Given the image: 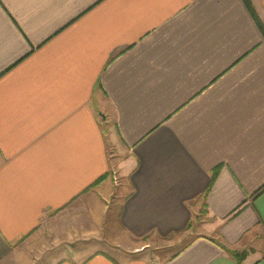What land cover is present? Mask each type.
I'll return each mask as SVG.
<instances>
[{
	"label": "crops",
	"instance_id": "crops-1",
	"mask_svg": "<svg viewBox=\"0 0 264 264\" xmlns=\"http://www.w3.org/2000/svg\"><path fill=\"white\" fill-rule=\"evenodd\" d=\"M181 236L157 264H264V37L242 0H0V264H155L65 250Z\"/></svg>",
	"mask_w": 264,
	"mask_h": 264
},
{
	"label": "rangeland",
	"instance_id": "rangeland-1",
	"mask_svg": "<svg viewBox=\"0 0 264 264\" xmlns=\"http://www.w3.org/2000/svg\"><path fill=\"white\" fill-rule=\"evenodd\" d=\"M173 243L174 246L172 245ZM186 243H188V238L185 236L170 238L166 242L154 241L151 243L147 239L134 241L131 247L116 246L110 243L96 245L93 241H86L71 245L65 251L70 254L69 258L78 259L79 261L84 260L88 255L97 251L116 261L144 259L157 264L160 260L170 257Z\"/></svg>",
	"mask_w": 264,
	"mask_h": 264
},
{
	"label": "trees",
	"instance_id": "trees-1",
	"mask_svg": "<svg viewBox=\"0 0 264 264\" xmlns=\"http://www.w3.org/2000/svg\"><path fill=\"white\" fill-rule=\"evenodd\" d=\"M244 6L246 7L248 13L256 23V26L258 27L260 33L262 34V37H264V23L261 22L259 19L252 3L250 0H242ZM215 177V174L212 176V180ZM232 258H234L238 263L241 262L242 259L245 258L246 253L245 252H233V251H227L224 249Z\"/></svg>",
	"mask_w": 264,
	"mask_h": 264
}]
</instances>
